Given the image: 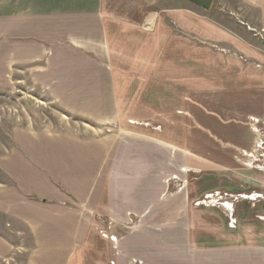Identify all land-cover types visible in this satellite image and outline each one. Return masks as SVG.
<instances>
[{"label": "crops", "instance_id": "0c3cea01", "mask_svg": "<svg viewBox=\"0 0 264 264\" xmlns=\"http://www.w3.org/2000/svg\"><path fill=\"white\" fill-rule=\"evenodd\" d=\"M252 3L264 12V0ZM142 12L143 0H0V83L29 81L64 108L61 95L68 96L76 102L72 113L87 118L89 109L110 107L113 92L121 115L109 116L119 132L89 141L13 131L17 148L1 158L0 168L16 188H0V214L22 224L30 245L15 246L0 234V264H222L207 257L237 250L220 241L197 246L205 235L210 239L201 227L192 229L188 195L160 197L169 171L188 170L182 152L190 154L189 144L182 141L177 152L174 138H162L170 145L127 132L123 97L132 85L141 88L151 67L144 61ZM149 23L155 27L157 19ZM175 23L191 32L184 16ZM96 93L103 98L96 100ZM259 93L264 100V90ZM132 215L137 221L129 226ZM101 230L114 241L105 239L103 254Z\"/></svg>", "mask_w": 264, "mask_h": 264}, {"label": "rangeland", "instance_id": "374dc122", "mask_svg": "<svg viewBox=\"0 0 264 264\" xmlns=\"http://www.w3.org/2000/svg\"><path fill=\"white\" fill-rule=\"evenodd\" d=\"M183 16L190 22V33L175 23ZM142 19L144 61L151 67L141 88L136 91L132 85L123 97V111L130 117L127 132L170 145L171 140L162 138H174L176 151L182 150V141L189 144L190 154L181 151L189 159L188 170L169 171L160 197L180 191L188 195L189 213L196 220L190 225L207 231L210 239L204 234L205 243L199 239L197 246L212 247L220 241L222 247L237 249L207 259L264 264V100L259 93L264 90V12L252 0H213L208 11L183 0H143ZM150 19H157L155 27L145 25ZM18 81L16 87L0 83V160L17 148L12 138L16 130L60 133L81 141L119 132L121 115L113 92L110 107L89 109L87 118L72 113L76 102L68 96L61 95L69 105L64 108L29 81ZM100 97L95 94L96 100ZM109 116L118 120L112 124ZM1 187L16 185L0 168ZM130 218L128 225H135L137 218ZM0 234L15 246L30 245L22 224L1 214ZM99 235L103 254L107 232ZM247 248L251 254L244 253Z\"/></svg>", "mask_w": 264, "mask_h": 264}, {"label": "water", "instance_id": "95a60500", "mask_svg": "<svg viewBox=\"0 0 264 264\" xmlns=\"http://www.w3.org/2000/svg\"><path fill=\"white\" fill-rule=\"evenodd\" d=\"M183 1H186L191 5L200 8L203 11H208L213 4V0H183Z\"/></svg>", "mask_w": 264, "mask_h": 264}, {"label": "trees", "instance_id": "16d2710c", "mask_svg": "<svg viewBox=\"0 0 264 264\" xmlns=\"http://www.w3.org/2000/svg\"><path fill=\"white\" fill-rule=\"evenodd\" d=\"M44 202V201H43Z\"/></svg>", "mask_w": 264, "mask_h": 264}]
</instances>
